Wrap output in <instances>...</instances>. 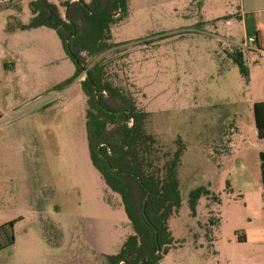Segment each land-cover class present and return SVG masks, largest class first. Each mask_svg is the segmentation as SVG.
I'll return each mask as SVG.
<instances>
[{"label": "rangeland", "instance_id": "374dc122", "mask_svg": "<svg viewBox=\"0 0 264 264\" xmlns=\"http://www.w3.org/2000/svg\"><path fill=\"white\" fill-rule=\"evenodd\" d=\"M28 2L0 0V244L14 240L0 264H105L99 254H116L130 228L121 207L102 202L105 186L87 150L83 77L63 87L74 66L56 33L17 28L31 19ZM239 8L240 0H128L127 17L111 30L122 44L87 60L106 61L113 83L149 113L150 170L182 148L184 211L169 220L174 247L156 264H264V249L237 242L262 194L264 151L252 112L264 102V59L246 52L245 78L227 56L231 40L255 38L252 15L245 28ZM258 40L264 51V23ZM198 187L210 195L193 217L187 196Z\"/></svg>", "mask_w": 264, "mask_h": 264}, {"label": "trees", "instance_id": "16d2710c", "mask_svg": "<svg viewBox=\"0 0 264 264\" xmlns=\"http://www.w3.org/2000/svg\"><path fill=\"white\" fill-rule=\"evenodd\" d=\"M28 7L29 23L17 28L45 27L56 33L74 66L72 77L63 87L83 77L80 90L86 99L89 159L105 186V203L113 209L121 207L130 228L116 254L99 255L104 257L105 264H156L174 247L169 220L184 211L177 177L182 148L161 169L150 170L153 167L150 149L156 141L145 130L149 113L113 83L106 61L99 60L92 65L87 62L122 44L113 42L111 30L127 17L128 0H91L89 3L74 0L58 6L48 0H29ZM246 52L254 51L230 46L227 54L245 78L248 76ZM252 112L256 137L262 140L264 102L254 103ZM258 159L264 191V151L258 152ZM209 195L204 187L191 190L187 211L194 217L200 198ZM112 196L116 198L114 201ZM213 199L220 202L216 195ZM209 220L211 226L218 223V217ZM9 224L12 226L13 222ZM237 240L242 242L243 238L238 235Z\"/></svg>", "mask_w": 264, "mask_h": 264}, {"label": "crops", "instance_id": "0c3cea01", "mask_svg": "<svg viewBox=\"0 0 264 264\" xmlns=\"http://www.w3.org/2000/svg\"><path fill=\"white\" fill-rule=\"evenodd\" d=\"M71 1H74V0H71ZM239 11H240V13L238 14V17L240 18L241 21H243L245 28H246V24H247L246 16L248 14L252 15L250 18V25H251L250 27H253V31L255 33V35H254L255 40H256L255 45H256V47H258V49H260V47H259L260 43H259L258 38L260 35V25L264 23V0H240ZM259 15H261V16H259ZM246 37H250V36H248L246 34L241 40H243ZM238 42H239V40H236V41L231 40V46H234V45L236 46V43H238ZM261 45H262V48L264 50V44H261ZM259 141H264V139L259 140ZM259 172H260V169H259ZM102 202H105L104 198L102 199ZM105 204H107V203H105ZM250 214L252 216V219L250 220L248 226H246L243 229V234L239 235L243 238V240H242V242H239L237 240V242L241 243V244L248 245L251 248H253V250L260 251V250L264 249V191L263 190H262V194L260 195V200L258 201L257 206L252 209ZM21 220H22V218H18V220H13L12 226L16 222H19ZM258 221H260L261 224H258ZM254 224H256V225H254ZM13 244H14L13 238L10 241H7V243L0 244V251L3 250L4 248L9 247L10 245H13Z\"/></svg>", "mask_w": 264, "mask_h": 264}, {"label": "built area", "instance_id": "2783aa9c", "mask_svg": "<svg viewBox=\"0 0 264 264\" xmlns=\"http://www.w3.org/2000/svg\"><path fill=\"white\" fill-rule=\"evenodd\" d=\"M255 44H256L255 38L246 37L243 40H241L238 43H236V46L241 48V49H248V50L258 51L260 53V56L264 59V51L258 49V47H256Z\"/></svg>", "mask_w": 264, "mask_h": 264}]
</instances>
